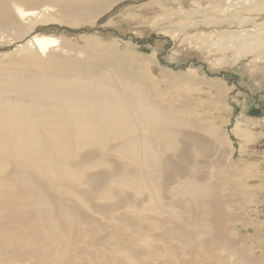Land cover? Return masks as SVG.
Instances as JSON below:
<instances>
[{"label":"rangeland","instance_id":"374dc122","mask_svg":"<svg viewBox=\"0 0 264 264\" xmlns=\"http://www.w3.org/2000/svg\"><path fill=\"white\" fill-rule=\"evenodd\" d=\"M142 1L143 0L138 1V4L137 2L129 4L122 8L121 11L110 16L114 11L112 10V13L110 15L104 17L107 18L110 16V19H108L110 23L108 24V26H105L101 29L106 31L115 30L117 31V33H119L120 29L125 32V36L130 34H134L136 37L140 36V40L142 39L144 41H148L149 43H151V45H156L157 37H165L167 35L165 34V32H168L171 29L175 30L176 33L173 34L176 35V38H178L171 39L172 36L168 35L169 38L167 37L168 39L166 38V40L163 41L164 47L159 50L158 55H154L153 52L147 48H134L131 45L119 43L116 40L117 38H115L118 35L110 38H104L102 35L96 36V34L84 33L81 34V36L80 34H78V36L66 38L64 34L60 33L46 36L44 34H35L33 38H24L21 36L17 37L16 39H10L11 41H8V37H5L3 33L4 31L0 29V55L4 53V56H0V67H3L2 70L8 72H24L25 70L31 73L41 74L43 71L47 69L50 70L54 65H57V63L51 57L55 54H59V52L57 53L48 50V47L43 46V42H40V44H36L37 41L44 40L43 38L45 37L50 39V43H57L61 46L60 48L63 49L62 54L67 58V61H65L64 63V65L67 67L75 68L78 64H83L84 66H86V69H97L99 67L104 68L107 63H110L111 69H109L111 73H109V69L107 73L112 77H116L117 75L119 76V78L131 82V79L126 76H136L138 81L145 83V85L147 84L146 87L143 88V90H149L147 91V96L150 93L148 97L151 100L153 108L157 107L159 109H170L169 112L172 110L171 113L173 112L174 115L177 114L176 117H172L171 120L173 119L177 121L176 119H178V123L175 125V128L174 126H172L174 124H172L168 129H166V131L163 130L164 138L163 135L162 137H160V135L158 136V139L161 138L162 140H160L163 141V147L161 146V149L159 148L160 146L158 147V145H162V143H159L160 140H154L157 145L156 147L160 150L156 148L155 149L159 154L161 153L164 156H159V154L157 153V159L155 158L153 160L154 155H150L151 152H149L146 145L139 143L140 147L138 150H136L138 151V154L135 153L133 155L134 157H132L131 155V158L129 155H127L128 148H125L126 144L123 146L124 141H119L120 139L118 138L112 140H109L107 138L105 139L104 143H107L108 145L105 149L103 148L104 150L102 148H98V150L96 149L97 147L94 148L92 146L89 148V150L91 149V151H99L97 157L100 156V151H103L102 155L103 153L105 154V156L103 155V158L105 160L101 155V158L105 161H103V165L101 158L97 162H94V160H92V163L94 162L95 165H93L92 163L90 165L89 163L88 166H86L87 164L83 166L82 164H76L79 161V163H86L85 159L83 160L84 162L82 161V159H77L78 162L76 160V162L74 161L71 164L73 170L72 168L69 170L70 177L68 176L66 169L64 170V167H55L54 170L52 168L48 172L52 173V175L46 174L45 176L44 174V178L42 176H37L34 169L32 168L27 171L25 176L15 177L13 172L18 170V161L11 156V149L6 154H2L1 152L7 149L1 148L0 161H2L5 170L0 172L2 173L0 174V183L3 186L1 187L3 191H0V230L3 229L7 231V228H15V230H18L19 228L20 232L18 234L19 236L14 237L13 244L4 236H0V247L2 248V250H0L2 251L0 254V262L5 259L4 261H6L7 264H52V262L53 264H88L90 261L95 259V261H92L93 264L99 263L96 262V260H101V264H125V262L128 261L124 256L125 252L127 251L126 253H129L128 251L130 250L132 244H134L133 242H135L134 237H136V234L142 233L141 235H137L140 236V239L141 237L143 238L144 236H147L145 238H149V240L145 242L150 244L149 247L151 248L149 249L148 244H138L139 246L137 245L136 248L139 250L135 251V253L137 252L136 254L133 252L132 253L134 257L135 255L137 257H141V259L145 257V259L143 260L144 263L146 260L150 259V261H147L149 263L145 264H160V262L161 264H264V130L259 126H247L242 119L243 117L260 118L264 116V70L262 69L263 65H261L260 69H255L254 73H250L249 66L250 61L252 60V56H248L247 54L243 53V50H241V48L243 47L235 49L233 48V46L231 47L230 41L233 42L234 39L229 41L230 37H228L235 35L234 37L238 38L239 36L243 37L244 35H248L249 33H251V35L256 33L252 36V41L255 42V40L258 38V35H260L257 33L259 32L257 30L259 27L257 28L256 26L262 23V20L259 19V16L264 17V5L262 8L246 7L248 11H246L245 9H241L240 13H236L235 10H229L228 12H222L218 10V8L217 10H214V8L216 7L214 6L215 2L213 0H178L177 2L173 0H160V3H158L160 4V6L158 4H150L148 7L145 6L149 2ZM126 3L132 2L131 0H129L126 1ZM234 3L235 5H240V3H244V0H234ZM66 6L67 4L64 3L63 0H51L49 2V10L47 11L51 13L53 11L63 9ZM178 7H181L182 9ZM5 18L7 17H4L3 19ZM208 19H215L217 24L207 26L204 23ZM230 20L233 21L231 22ZM108 21L102 22L103 24H100L99 26L105 25L104 23ZM3 22L4 21L0 19V23ZM263 25H260L261 28L259 30H264ZM99 26L97 24L96 28ZM67 27L69 28L68 25ZM223 31L225 32L222 33ZM93 36L100 37L102 41L100 42V44L102 43L100 46L89 45L82 39H85L86 37H88V39H91L89 37ZM129 39L130 36L127 37V40L125 39L124 41H129ZM179 39H182L183 42L180 43ZM23 40L29 42L28 45L29 47H31L30 50H35L37 54V62L25 59L23 51L24 44L20 43ZM115 41L117 42V44L115 43ZM234 42H239V39L234 40ZM253 42H248L251 45V48L254 47ZM249 44L248 46L250 47ZM110 45H114L116 47V52L113 55L108 56L105 54V48L111 47ZM238 49H240L241 51ZM169 53H179V56H181V58H184L188 61L191 60V58H200L202 62L207 64L212 63L214 65V68L216 67L213 72H226V80L221 79L222 81H216L218 78H214V76L211 75H203V77H205V80H202L207 84H214V82H218L225 83L227 85H234L235 88L238 87L239 91L247 94L246 96H244L246 99V104L243 103V97L238 98L237 100L232 99L228 102L218 100V103L215 98L216 96L213 95L212 91H205V89L203 90L201 88L193 86L190 83H185L184 79L187 78V76H190V73L185 70V67L181 68L180 70L176 69V65L169 64L165 60V57H167ZM195 53L197 54L194 55ZM235 53H241V55L238 54L235 57ZM262 53L264 52H260L257 55L260 56ZM135 56H137V58ZM94 57L98 58L97 64L92 63V59ZM234 57L236 58L235 60ZM143 58H155L160 65L164 66L167 69L170 77L174 79H163L162 76L158 75L159 73L157 71L150 70L149 67H146L143 64ZM216 63H219V65L221 66L217 65ZM113 73H115L116 75H113ZM157 75L159 76V78ZM178 77L181 80L175 79ZM8 92L9 91H6V89L3 91V99L8 100V98L12 99L16 97L21 98L22 101L31 99L27 96H23V94L16 89L12 90L15 96L14 94ZM122 92L126 91L122 89ZM164 111L158 110V113L163 114ZM199 115L203 116V119H201ZM179 120H181V122L186 121V123L189 124H181L179 123ZM236 124L241 125L236 128ZM194 125L195 128L191 130V128L189 127H193ZM214 128L217 130H215ZM169 129L173 133L167 131ZM137 131L138 129H132L131 134L130 117V123L125 128V132L128 134V139L134 140L131 138ZM215 132H217V134H213ZM218 133L220 135H224V138H219ZM211 135H213L214 137ZM4 139V136L0 135V141L3 142ZM163 139H165V141ZM170 145H173V147L171 146V149L168 148L170 147ZM164 146L167 147V149ZM118 147L121 150H123L124 148V151L120 152V149ZM164 148L168 152L165 151ZM118 151L120 160L118 159ZM189 153H191L193 157ZM126 155L127 157H130L128 158L129 161L126 158ZM76 156L78 158L79 154H75L73 158L76 159ZM121 157H123L124 159H121ZM145 157L147 159H145ZM135 158L140 162V168H142V164L144 165V167L147 166L146 170L149 169L150 171L151 169L150 172H152V170L154 169L153 173H149V171L145 172L149 178L144 173V167V171L143 169L140 170V168L138 167L139 163H137V160ZM159 158L161 159V163L159 161ZM97 159L98 158H96L95 161ZM121 160L123 163L125 162L124 165H122V162H120ZM147 160L150 162H147ZM115 161H117V163ZM152 162L155 165L151 164ZM155 162L158 163L156 164ZM38 166L39 164L36 162L35 167ZM79 166L82 167L80 168ZM124 166L126 170L130 167L128 170H130L133 175L129 176V174L131 173L128 170H124ZM155 167L157 169V173L155 171ZM118 168L123 170L121 172L119 171V173H121L120 177L124 178L126 176L128 185H124V181L118 178L119 176L116 177L118 174L116 173V169ZM95 170L98 173H101L98 174ZM112 170H114L115 172ZM141 171L144 174L141 173ZM158 171L160 172V177L158 176ZM74 173L76 179L74 177ZM94 173L98 175L99 178L96 179L97 182L95 181L96 185H94L96 187L94 186L89 189L87 187L88 185H86L87 181H85L86 184L83 183V185H85L86 187L84 188L82 186L84 175H89V177H91ZM122 174L125 176H123ZM140 176L141 178H143V180L141 179V181H139ZM89 177L87 178V180L89 179ZM131 177L134 178L133 181ZM146 177L150 179V182H152L153 185ZM64 178H67V180L69 179V181L71 180L72 182H65L66 179ZM212 179L214 182L212 181ZM74 180H77L76 184ZM145 180H148L147 182H149V184H146ZM216 180H218V182H215ZM101 181H106L105 183L110 184H107L105 187H103L100 186ZM158 181H160L159 184L161 185H157ZM183 181L185 183H182ZM212 183L215 184L212 185ZM51 184L54 185V187ZM62 184L64 187L62 186ZM48 185V188L52 187V190L53 188L56 189L55 187L57 185V190L51 191L50 189L49 193L50 191L51 193H46V191H48L46 190ZM73 185L75 187H77L78 185L81 186H78L74 189ZM215 185L217 186L215 187ZM176 186L181 187L180 189L183 190H179L180 192L174 196L171 191L173 190V188H177ZM199 187L201 188V190ZM67 188H70V190H67ZM112 188L114 190H112ZM41 189L42 191L45 190L43 192L48 194L47 198L49 197V201L51 200L52 207L49 206L51 203L48 200H43L41 205L39 207L37 206L36 209L32 207L28 208V205L31 206V204L34 202L32 198L38 196L41 192ZM86 189H89V192L91 193L86 192ZM194 189L198 191L197 194H195L196 191ZM199 191H201V193ZM8 192L10 193V196ZM52 192L54 193L52 194ZM152 194L155 195L152 196ZM159 194H161V196ZM183 194L184 196L185 194H188L190 198H188L187 200L188 195L184 197ZM66 196L70 197V201ZM181 196L186 201L181 200ZM179 197L180 199L178 200ZM193 198H196V201ZM58 199H60L61 203L57 201ZM192 199L195 202L192 201ZM114 200H116V202ZM120 200L122 201V203ZM177 200L178 202H175ZM189 200H191L190 203H188ZM47 201L50 204L47 203ZM3 202L5 205H8V209H10L9 212H6L5 209H7V207L3 204ZM167 202L176 203H173L175 205V208L173 204L170 205V203L167 204ZM181 202H183V206H181ZM185 202H187V204ZM45 203L47 204L45 205ZM141 203L142 206L140 207ZM151 203L155 204L152 205ZM43 204L45 205V207ZM131 204L135 208L132 207L134 210H131V214L129 215L130 217L127 218L128 215H125L126 217L119 216V213H121V209L128 205L131 206ZM150 205H152L151 208ZM75 206L77 208H74ZM147 206L150 209H148ZM171 206H173V210L175 209L173 211L174 213L172 212V208L170 211ZM46 207L48 208L46 209ZM146 208L147 210H145ZM180 208H183V211ZM152 209H155V214L161 212L159 213L160 217L158 215L154 217L155 214L153 213ZM158 209H160V211ZM48 210H50L51 213L49 212L47 214L46 211ZM137 210L144 216H146V218L136 217L134 215V212L136 213ZM66 211H69L68 214ZM147 211L149 213H147ZM10 212L11 214H9ZM5 213H7V215H5ZM43 213L46 214L44 215ZM62 213H64L65 215H69L67 218L70 219V221L72 220V222L67 224V221H70L68 219L66 220L65 218L67 215L64 216V214ZM72 213L75 217H73ZM162 213L164 215H162ZM205 213L210 214L208 216H205ZM150 214L153 216V218H157L158 220H153V218H150ZM161 215L163 219L161 218ZM14 216L18 217L14 218ZM70 216L73 218L71 219ZM93 218L95 221L92 220ZM86 219H88L87 221H89L90 219L92 221L90 220L88 224L84 222V226L83 221H86ZM106 219L108 221L114 219L115 222L111 223L113 221L108 222ZM148 219H152V222ZM75 220L77 221V223ZM26 221L29 222V224L26 223ZM63 221L65 223H63ZM119 221L120 226L118 223ZM72 223L75 225H71ZM89 223H91L90 226ZM93 223L94 225H92ZM121 223L127 228L121 227ZM64 224L65 227L63 226ZM133 224H136L135 227H138L140 231L137 230L138 228L136 229L134 226H132ZM25 225H27L26 231L24 230ZM28 225H30V227H28ZM31 226H33L34 228ZM132 227H134L133 229H136L134 231H138L135 236L133 234L134 237H132ZM32 228L35 229L34 232ZM60 228H62V231H58ZM81 228L82 230L85 229L84 231L86 232H82ZM116 228L120 229L121 231L117 229L119 233L113 232V229L116 231ZM79 229L80 233L78 232ZM126 229L129 231H125ZM31 232H33L34 234H31ZM111 232H113L115 235L119 234L118 238H120V240L117 238V236H115L116 238L110 239L111 236L114 237L113 233L110 235ZM130 233L131 235L128 237L127 235ZM76 234L77 237H75ZM78 234L79 237L83 236L84 238H88L85 236V234L91 237L87 240L83 238V241H85L84 243L82 241V238L79 239ZM120 234L124 235L123 238ZM125 234L127 235L125 236ZM21 236H23V238H21ZM156 237L158 241L161 240L163 243H166V245H159L161 243H159L157 239H155ZM89 239H94L96 246H98L99 242H105V240H110L111 243L113 241V243L115 242L116 244L110 243L111 246L107 245L105 246L106 249L102 250V244L104 243L96 248L95 244L93 245L94 241H90L91 245L95 247L94 249L92 248L93 246L89 248L90 243L87 242L89 241ZM116 239L118 241L122 240L123 242L130 240V244L129 242H126L128 248L126 249V246L122 247L126 244H122V242H120V244L118 243V241H115ZM165 239L168 241H166ZM96 240H98L97 243ZM168 242L171 244L170 247L167 245ZM19 245L25 247L24 249L27 248L28 250H20ZM46 245H48L47 249ZM114 245L115 247H113ZM128 245H130V248ZM143 245H147V247L145 248L146 251L143 248ZM157 246L160 248L162 247V249L157 248ZM167 246L169 247V249ZM171 246L176 247H174L173 250V247ZM43 247H45V250L43 249ZM112 247L115 250H113ZM132 247H135V245H133ZM154 247H156L157 249ZM164 247H167L168 250ZM82 248L84 249V251L81 250ZM153 248L155 250H153ZM85 249L93 252V254L90 255L93 259H91L90 261L88 260V257H86L87 255L85 256L86 258L83 256L80 257L79 255V257H77L78 252L79 254L80 251L83 253L85 252ZM159 249L162 253L163 251L167 250L171 255L165 252L167 256L166 254H161V257L157 258L158 256H160L156 252L159 251ZM122 250L125 252L122 253ZM95 251H99V254L97 255V252ZM140 251L143 252V255H139ZM149 251L152 255H150V253L148 254ZM75 252L77 253L75 254ZM144 253L146 254V256ZM147 254L149 255V258ZM98 257L103 259H99ZM166 257H170L168 258L169 260ZM139 259H133L134 261L130 260L131 264L133 262L139 263V261L141 260ZM183 259L184 263H181V260ZM211 259H213V261ZM14 260H16V262ZM39 260H41V262ZM83 261L85 263H83ZM143 261L141 260L140 264H143ZM6 262L0 264H4ZM92 263L90 262L89 264Z\"/></svg>","mask_w":264,"mask_h":264},{"label":"bare ground","instance_id":"6f19581e","mask_svg":"<svg viewBox=\"0 0 264 264\" xmlns=\"http://www.w3.org/2000/svg\"><path fill=\"white\" fill-rule=\"evenodd\" d=\"M50 1L51 0H0V19H2L4 21L3 23H0V29L2 31H4L3 32L4 36L8 37V41H11L10 39H16L17 37H21V36L24 37V38H30V37L33 38L35 34H37V35L44 34L46 36V35H52V34L60 33V34H64L66 36V38H68V37L72 38L73 36H78V34H80V36H81V34H84V33H90V34L92 33V34H96V36H99V35L101 36L102 35L104 38H110V37L118 35L117 37H115V38H117L116 39L117 42L131 45L134 48H142V49L147 48V49H150L153 52L154 55H158L159 50L164 47V42L163 41L166 40L167 37L169 38L168 35L172 36V38L170 37L171 39H177L178 38V37L176 38V35L173 34V33H176L175 30L171 29L168 32H165V34H167L165 37H162V38L161 37H157L156 38L157 39L156 45H151V43H149L148 41H144L142 39L140 40V38H139L140 36L136 37L134 34H130V35L125 36L126 35L125 32L123 30H120V29H119V33H117V31H115V30L106 31V30L101 29V28H104L105 26H108V24L110 23V21H108V19H110L109 17L114 15V14H116L117 12L121 11L122 10V7H121L122 5L124 6L125 4H128V5L130 4V3H126V1H129V0H63L64 3L67 4L66 7H64L63 9L56 10V11H53V12L49 13L47 10H49L48 8H49V2ZM138 1H140V0H131V2H132L131 4H133L134 2H137V4H138ZM173 1L177 2L178 0H173ZM213 1L215 2L214 6L216 7V8H214V10H217V8H218V10H220L222 12H228L229 10H232V11L235 10L236 13L237 12L240 13L241 9H245L246 11H248L246 9V7H250V8L260 7V8H262L263 5H264V0H244L245 5H244V3H240V5H235L234 0H213ZM236 1H238V0H236ZM142 2H149L145 6V7H148L150 4L154 5V4L160 3V0H143ZM193 3H195V2H193ZM158 5L160 6V4H158ZM178 8H181V7H178ZM112 10H114L113 13H112ZM108 15H110V16L107 17V18H104V17H106ZM4 17H7V18L3 19ZM259 19L262 20V23H260L257 26L254 25L257 28L259 27L257 29L259 32H257V31L256 32L258 34H260V35H258V38L256 37L258 40L254 39L255 42L252 41L253 40L252 36L254 34H256V33H254L252 35H251V33H249L248 35H244L245 37L244 36L243 37H241V36L238 37L237 36L238 38L234 37L235 35L234 36H228V37H230L229 41L233 40V39L234 40H238L239 39V42H234V40H233V42L230 41V43H231L230 46L231 47L233 46L234 49L243 47V48H241V50H243V53L247 54L248 56L249 55L252 56V60L250 61V66H249L250 73H254L255 69H260L261 65H263L262 69L264 70V53H262L260 56L257 55L260 52H264V30L263 31L259 30L261 28L260 25L264 24V17L259 16ZM105 21H108V22L104 23L105 25L99 26L100 24H103L102 22H105ZM230 21L232 22L233 20H230ZM224 23H226V22H224ZM234 23H236V22H234ZM97 24H98L99 27L96 28ZM204 24H206L207 26H210V25L217 24V22H216L215 19H212V20L208 19V20L205 21ZM67 25L69 26V28L67 27ZM91 28H94V29H91ZM224 32L225 31H223L222 33H224ZM129 36H130L129 41H124L125 39L127 40V37H129ZM89 38H91V39H88V37H86L85 39L84 38H82V39L89 45H96V46L99 45L100 46L102 44V43L100 44V42H102L100 37H94L93 36V37H89ZM43 39L44 40L37 41L36 44H40V42H43V46L48 47V50H51V51L57 52V53L59 52V54H55L54 56L51 57L57 63V65H54L50 70L47 69V70L43 71L41 74H37V73H31V72H28V71H25V70H24V72H8V71H5V70H2L3 67H0V135L4 136V138H5L3 142L0 141V149L1 148H6L7 149V150L4 149L5 151L1 152L2 154H6L11 149L12 150L11 156L14 157L18 161V164H17L18 165V170L13 172L14 176L15 177H23V176H25L27 171L32 168V169H34L35 174L37 176H40V177L42 176L43 177L44 174H45V176H46V174L47 175L48 174L52 175V173H48V172L52 168L54 170L55 167H60V168L64 167V170L66 169V172L68 173V176H69V170L72 168L71 164L74 161L76 162L77 159H82V161L85 159L86 163H82V162L79 163L80 161L78 162V160H77L78 163H76V164H79V165L82 164V166L86 165V164H87L86 166H88L89 163L91 165L92 160H94V162H97L98 160H100L103 151L102 152L100 151V156L97 157L98 156L97 154H99L98 153L99 152L98 148H102V149L106 148V146L108 144L104 143V141L107 138L109 140L118 138V139H120L119 141H121V140L124 141L123 142L124 144L122 143L123 146L126 144L125 148L126 147L128 148V153L126 151L125 152L130 157H131V155H132V157H134L133 155L135 153L138 154V151H136V150H138L139 147H140L139 143L146 145V147L149 150V152H151L150 155H154L153 160L156 157H158V156H156L157 153H158L156 149H159V148L161 149L163 147V141H161L162 140L161 138L158 139V136L160 135V137H162V135H163V138H164L163 130L166 131V129H168L170 127V125H172V124H174L172 126H174V128H175V125L178 123L177 122L178 119H176L177 121H175L173 119L171 120V118L172 117L175 118L177 114L174 115L173 112L171 113L172 110L169 112L170 109L169 110L168 109H159L157 107L153 108L151 100L148 97L150 93L147 96V93H148L147 91H149V90H147V91L143 90V88L146 87L147 84L145 85V83H143L141 81H138L136 76H134V75H132L131 77L130 76H126V77L131 79V82H128L127 80H123V79L119 78V76H117L115 73H113V75H116V77H112L110 74L107 73L108 69L109 68L111 69L110 63H107L104 66V68L99 67L97 69H86L85 68L86 66H84L83 64H78L75 68L67 67V66L64 65L65 61H67V58L64 57V55L62 54L63 53V49L60 48L61 46L59 44H57V43H50V39H48V38L44 37ZM179 40H180L179 41L180 43L183 42L182 39H179ZM117 42L115 41L116 44H117ZM248 42H253L254 43V47L251 48V45ZM20 43L24 44L23 45V48H24L23 51H24L25 59L33 61V62H37V54H36L34 49L30 50L31 47H29V45H28L29 42L23 40ZM247 43L250 45V47L248 46ZM110 46L111 47H109V48H105V50H106L105 54L108 55V56L109 55H113L116 52V47L114 45H110ZM210 49H212V48H210ZM224 49H226V48H224ZM238 50H240V49H238ZM196 54L197 53H195L194 55H196ZM238 54L241 55V53H237L235 55V57ZM179 55H180L179 53H169V55H167V57H165V60L171 65H176L177 66L176 69H180L181 70V68L185 67V70L190 73V76H187V78L184 79L185 83H187V84L190 83L193 86H196L197 88H201L203 90L205 89V91H207V90L208 91H212L213 95L216 96V97L215 96L214 97L216 98L217 102H218V100L224 101V102H228V101H230L232 99L233 100H235V99L237 100L238 98L243 97L244 98L243 103L246 104V99H245L244 96H246L247 94L246 93H242V91H239L238 87L235 88L234 85H227L225 83H218V82H214V84L213 83L207 84V83H204L205 81L202 80V79L205 78V77H203V75H206V76L207 75L208 76L211 75V76H214V78L217 77L218 79L216 81H222L221 79L226 80L227 79L226 78V74H225L226 72H224V71L213 72L216 69V67L214 68V65L212 63L211 64L208 63L209 64L208 65L207 63L202 62L200 58H191V60L188 61V60H185L184 58H181V56H179ZM0 56H4V53H2V55H0ZM135 57L137 58V56H135ZM235 57H234V60L236 59ZM92 63L97 64L98 63V58L94 57L92 59ZM221 63H223V62H221ZM143 64L146 67H149L150 70L157 71L159 73L158 75L162 76L163 79H168V78H169V80L174 79V78L170 77V74H169V72H167V69L164 66L160 65L159 62L155 58H152V59L143 58ZM217 65H219V63ZM219 66H221V65H219ZM110 69H109V73H111ZM251 75H253V74H251ZM159 76H158V78H159ZM175 79L176 80L177 79L181 80L179 77L175 78ZM259 84H260V82H259ZM5 89H6V91H9L8 93H12V94H14L12 92V90L16 89L17 91L21 92L23 94V96H27V97H29L31 99H28L27 101H22V99L19 98V97L12 98V99L8 98V100L7 99H3L2 93H3V91ZM122 89L125 90L126 92H122ZM252 90H254V89H252ZM14 96H15V94H14ZM200 97H201V95H200ZM3 100H5V101H3ZM158 110H161V111L165 110V111L163 112V114L162 113L159 114ZM130 117H131V134H132V129L133 130L138 129V131L134 135L135 137L133 136L131 138V139H134V140H129L128 139V134L125 132V128L130 123ZM200 117H201V119H203L202 118L203 116H200ZM177 118H179V117H177ZM242 119H243V121L245 122V124L247 126H252V127L253 126L254 127L255 126H259L260 128H262L264 130V116H262L260 118L243 117ZM184 120H185V118H184ZM179 121H180L179 123H181V124H189V123H186V121H182V122H181V120H179ZM239 125H241V124H239ZM239 125L236 124L235 125L236 128H238ZM183 126H185V125H183ZM189 128H191V130H193L195 128V125L193 127H189ZM245 128H247V127H245ZM170 129L167 130V131H170ZM186 129H187V127H186ZM195 130H197V129H195ZM215 130H217V129H215ZM171 132L172 131H170V133ZM196 132H200V131H196ZM176 133H178V132H176ZM179 134H180V131H179ZM203 134H206V133H203ZM209 134H210V132H209ZM213 134H217V132H215ZM211 136H213V135H211ZM236 136H237V133H236ZM170 137H172V136H170ZM121 138H123V139H121ZM219 138H224V135H220L219 134ZM127 139H128V141H127ZM156 139L157 140L161 139L159 141V143H162V145L161 144L158 145V147L160 146L159 148L156 147L157 145L154 142V140L157 141ZM163 140L165 141V139H163ZM125 141H126V143H125ZM99 143H102V144H99ZM91 146L94 147V148L97 147L96 149H98V150L97 151H94V150L91 151V149L89 150V148ZM171 146L173 147V145H170V147H168V148L171 149ZM165 148L167 149V147H165ZM166 149H165V151H167ZM119 151L120 152L124 151V148H123V150L120 149ZM119 151H118V159L120 158ZM162 151H163V149H162ZM186 153H184V154H186ZM75 154H79V157L77 158V156H76V159L73 158L75 156ZM160 154H159V156L163 155V154H161V155ZM189 154H191V153H189ZM103 155L105 156L104 153H103ZM103 155H102V158L104 157ZM127 155H126V158L128 160V158H130V157H127ZM191 156H192V154H191ZM96 158H98V159L95 161ZM126 158H125V161H126ZM160 158H159V161L161 163V159ZM103 159L101 160L102 161V165H103V161L105 160V159L104 160ZM106 159H107V157H106ZM121 159H124V158L121 157ZM145 159H147V158L145 157ZM151 159H152V156H151ZM195 161H196V159H195ZM36 162L39 164L38 167H35L36 166ZM94 162L92 163L93 165H95ZM115 162L117 163V161H115ZM120 162H122V160ZM147 162H150V161L147 160ZM124 163L122 162V165H124ZM137 163H139L138 167L140 168V162L138 160H137ZM155 163L157 164L158 162H155ZM151 164H154V163L152 162ZM115 165H118V164H115ZM115 165H114V167H115ZM141 166H142V168H140V170L143 169V171H144V168H145L144 173L149 171V169L146 170L147 166L144 167V165H142V164H141ZM156 167H155V169H156ZM166 167H168V166H166ZM83 169H84V167H83ZM100 169H102V168H100ZM194 169H192V170H194ZM4 170H5L4 165H3L2 161H0V172H2ZM72 170H73V168H72ZM104 170H106V169H104ZM124 170H126L125 166H124ZM153 170H152V172H150L151 171V169H150L149 173H153L154 172ZM112 171H114V170H112ZM116 171H117L116 173H118L116 177L119 176L118 178H120V179H122L124 181V185H128L127 180H126V176L122 174L125 177L124 178L120 177L121 173H119V171L121 172L123 170L118 168V169H116ZM128 171L130 172V170H128ZM155 171L157 173V169ZM95 173L91 177H89V175L88 176L84 175V177H83L84 180L82 181V186L84 188L86 187L85 185H83V183H85V181H87V184L86 183L85 184L88 185L87 187L89 189L96 185L95 181H96V179H99V178H98V175H96ZM99 173H101V172H99ZM141 173H143V172L141 171ZM141 173H140V175H141ZM0 174H2V173H0ZM143 174H142V176H143ZM155 174H152V175H155ZM159 174H160V172L158 173V176H159ZM130 175H133V174L131 173V174H129V176ZM145 175L147 176L146 173H145ZM85 176H87V177H85ZM215 176H216V174H215ZM66 177H67V175H66ZM74 177H75V173H74ZM88 177H89V179L87 180ZM79 178H81V177H79ZM131 178H132V181H133L134 178L133 177H131ZM64 179H66L65 182L66 181H68V182L71 181V180L69 181V179L67 180V178H64ZM75 179H76V177H75ZM141 179L143 180V178H141V176H140V180L139 181H141ZM148 180L150 182V179H148ZM148 180H145L146 184L147 183L149 184V182H147ZM76 181H75V184H76ZM160 181H158L157 185H161V184H159ZM212 181H213V179H212ZM105 182L101 181L100 186L105 187L108 184V183H105ZM215 182H218V180H216ZM150 183L152 184V182H150ZM182 183H185V182L183 181ZM213 184H215V183H212V185ZM59 185H61V184H59ZM198 185H196V186H198ZM52 186L54 187V185H52ZM62 186H63V184H62ZM181 186H183V185H181ZM216 186L217 185H215V187ZM1 187H3L2 184L0 185V191L2 192L3 189ZM48 187H49V185L47 186V188ZM66 187H67V184H66ZM77 187L74 186V189L77 188ZM173 187H175V186H173ZM219 187H220V184H219ZM47 188H46V190H48V191H46V193L47 192L49 193V190L52 187L48 188V189ZM55 188L56 189L53 188V190L51 189V191L57 190V185H56ZM58 188H60V187H58ZM70 188H67V190L68 189L70 190ZM180 188L181 187H177V188H173V190L172 189H170V190H172L171 192L175 196L176 194H178L180 192L179 190H181V191L183 190V189H180ZM207 188H208V186H207ZM89 189L88 190L86 189L87 190L86 192L91 193V192H89ZM114 189H115V187H114ZM114 189L112 188V190H114ZM209 189H210V187H209ZM64 190H66V189H64ZM194 190L196 191V189H194ZM197 190H199V189H197ZM200 190H201V188H200ZM205 190H207V189H205ZM43 191H45V190H43ZM43 191L41 189V192L39 193V195L34 197V198H32V200H34V202L31 204V206L28 205V208L32 207V208L36 209L37 206L39 207L41 205L43 200H48L49 201V197L47 198L48 194L44 193ZM51 191H50V193H51ZM109 191H107V192H109ZM55 192H57V191H55ZM197 192L198 191H196V193L195 192L194 193L197 194ZM199 192L201 193V191H199ZM53 193L54 192H52V194ZM146 193H143V194H146ZM153 195H155V194H152V196ZM159 195L161 196V194H159ZM186 195H188V194H185V196L183 194L184 197H186ZM9 196H10V193H9ZM51 196H53V195H51ZM55 196H56V194H55ZM55 196H53V197H55ZM57 197H58V195H57ZM188 198H190L189 195L187 196V200H188ZM1 199H2V197H1ZM67 199H69V201H70V197H67ZM179 199H180V197L178 198V200ZM193 199L196 201V198H193ZM193 199H192V201H194ZM178 200L175 201V202H178ZM181 200H185V199L181 196ZM197 200H198V195H197ZM48 201H47V203L50 202L51 204L49 203L50 204L49 206L52 207L51 200L49 202ZM57 201L60 202V199H58ZM114 201L116 202V200H114ZM190 201L191 200H189V202L188 201L187 202L190 203ZM8 202H11V201H8ZM187 202H185V203L187 204ZM47 203H45V205ZM66 203H67V200H66ZM121 203H122V201H121ZM148 203H150V202H148ZM169 203H170V205H172L174 202H169ZM169 203L167 202V204H169ZM182 203L183 202H181V206L184 205ZM1 204H2V201H1ZM3 204H4V202H3ZM6 204H8V203H6ZM127 204H130V203H127ZM151 204L153 205L155 203H151ZM174 204H176V203H174ZM174 204H173V206L175 208ZM191 204H192V202H191ZM45 205H44V207H45ZM152 205H150V208H151ZM5 206L7 207V209H5L6 212H9L10 209H8L9 208L8 205H5ZM141 206H142V203H141L140 207ZM173 206L170 207V211H171V208ZM188 206H189V204H188ZM188 206H186V207H188ZM6 207H4V208H6ZM132 207L135 208L132 204H131V206L128 205V206L123 207L121 209V213H119L120 214L119 216L128 215L127 218H129L130 217L129 215L131 214L130 213L131 210H134ZM47 208L48 207H46V209ZM63 208H66V207H63ZM74 208H77V207L75 206ZM147 208L150 209L148 206H147ZM147 208L145 210H147ZM162 208H163V206H162ZM180 209H182V211H183V208H180ZM158 210L160 211V209H158ZM174 210L172 208V212ZM154 211H155V209L153 210V213H154ZM49 212L51 213L50 210L46 211L47 214ZM66 212L68 214L69 211H66ZM179 212H181V211H179ZM46 213H43V214L45 215ZM147 213H149V212L147 211ZM159 213H161V212H159ZM159 213L158 214L154 213L155 214V215L153 214L154 217L157 216V215L160 217ZM164 213H167V212H164ZM9 214H11V212ZM23 214H25V213H23ZM62 214H64V213H62ZM80 214H82V213H80ZM209 214L205 213V216H208ZM5 215H7V213H5ZM12 215H13V212H12ZM21 215H22V213H21ZM40 215H41V213H40ZM66 215L64 214V216H66ZM72 215H73V213H72ZM75 215H77V214H75ZM134 215L136 217L146 218V216H144L138 210L136 211V213L134 212ZM162 215H164V214L162 213ZM162 215H161V218L163 219ZM68 216L69 215L66 216V218H65L66 220L68 219L67 218ZM151 216L152 215L150 214V218H153V216L152 217ZM173 216H174V214H173ZM16 217H18V216H16ZM16 217L14 216V218H16ZM45 217H47V216H45ZM73 217H75V216L73 215ZM73 217L70 216L71 219ZM147 217H149V216H147ZM48 218H49V216H48ZM17 219H15V220H17ZM65 219H64V221H65ZM107 219H108V217H107ZM155 219H157V218H153V220H155ZM216 219H218V218H216ZM68 220L70 221V219H68ZM76 220H78V219H76ZM83 220H85V219H83ZM87 220L88 219H86V221H83V225L85 224L84 222H86L88 224V222H90L91 219L89 221H87ZM92 220H94V218ZM148 220L151 221L152 219H148ZM64 221H63V223H65ZM111 221H113V222H111ZM172 221H173V219H172ZM71 222H72V220L70 222L67 221V224L71 223ZM108 222L114 223L115 220L111 219ZM26 223L29 224V222H27V221H26ZM76 223H77V221H76ZM116 223H117V221H116ZM118 223H119V226H120V221ZM90 224L91 223H89V226H90ZM71 225H75V224L72 223ZM92 225H94V223ZM122 225H121V227H125L124 225L123 226ZM135 225L133 224L132 226L135 227ZM22 226H24V225H22ZM63 226L65 227V224ZM28 227H30V225H28ZM31 227H33V226H31ZM68 227H69V225H68ZM73 227H75V226H73ZM134 227H132V229ZM26 228H27V225H25V229H24L25 231L27 230ZM82 228H81V231L82 232H86V231H84L85 229L82 230ZM125 228H127V227H125ZM135 228L137 229L138 227H135ZM12 229H8L7 228V231H5L3 229L0 230V236H4L6 239L11 241L12 244H13L14 237L15 236H19L18 234H19L20 231H19V228H18V230H15V228L13 230ZM61 229L62 228H60L58 231H62ZM114 229H113V232L119 233L118 230L121 231L118 228H116V231ZM136 229H133L132 237H134L135 234L138 231H140L139 228L137 229L138 230L137 232L134 231ZM24 230H22V231H24ZM34 230L35 229H33V232H34ZM164 230H166V229H164ZM125 231H129V230L126 229ZM29 232H30V230H29ZM33 232H31V234H34ZM78 232L80 233V229L78 230ZM78 232H76V233H78ZM113 232H111L110 235ZM133 234H134V236H133ZM137 234H136V237L139 238L140 236H138V235H141L142 233L138 234V235ZM113 235H114V237L111 236V238L110 237L109 238L110 239L116 238L115 236H117V238H118L119 234L115 235L113 233ZM120 235H122V234H120ZM126 235L127 234H125V236ZM130 235H131V233L128 234L127 236L129 237ZM85 236L88 237V238L91 237V236L89 237V235H86V234H85ZM123 236L124 235H122V238H123ZM75 237H77V234H76ZM78 237H79V234H78ZM136 237H134V241L135 242H133L134 244H132V246L135 245V247L131 246V248H132L131 249L130 245H128L130 250H131V251L130 250L128 251L129 253H126L127 251L125 252V251L122 250V253L125 252L124 256H125L126 260H128L127 262H125V264L126 263L127 264L128 263L131 264V261L133 259L134 260H137L139 258L141 259V257H137L136 255L134 257L133 253H135L136 250H139V249L136 248L138 244H142V243L148 244V243L145 242V241L149 240V238L148 239L145 238L147 236H144L143 238L141 237V239L140 238L138 239ZM21 238H23V236H21ZM80 238H82V241H83L84 237L82 236V237H79V239ZM88 238H84V239L87 240ZM161 238H163V237H161ZM118 239L120 240V238H118ZM155 239H157V237ZM166 239H167V237H166ZM90 241H94L93 245L95 244V240L94 239L93 240L89 239V241H87V242L90 243ZM115 241H118V240L116 239ZM157 241H158V239H157ZM166 241H168V240H166ZM11 242H9V243H11ZM83 242L85 243V241H83ZM87 242H86V244H87ZM97 242H98V240H96V243ZM120 242H122V244H126V245L122 246V247L126 246V249L128 248L127 247V243L129 242V244H130V240L129 241L127 240L125 242H123L122 240L118 241V243H120ZM152 242H153V240H152ZM158 242L161 243V244H159ZM158 242L157 243L159 245H161V246H163L162 244L166 245V243H163L161 240L158 241ZM102 243H104V244H102ZM110 243H111L110 240L109 241L105 240V242L101 241V243L99 242L98 246H96V244H95V246H96V248H98L99 245L101 246V244H102V246H103L102 250H104V249H106L105 246H107V245L111 246ZM112 243H113V241H112ZM168 243H167V245L170 247L171 244L170 243L168 244ZM113 244H116V243L114 242ZM89 245H90L89 248L91 246H93V245H91V243ZM143 246H144L143 247L144 249L147 247V245L146 246L143 245ZM149 246H150V244H148V247ZM176 246H171V247H173V250H174V247H176ZM213 246H214V244H213ZM87 247H88V245H87ZM113 247H115V245ZM113 247H112V249H113ZM167 247H164V248L167 249ZM169 247H168V249H169ZM13 248H15V247H13ZM24 248L25 247L20 246V250L21 249L23 250ZM44 248L45 247H43V249ZM47 248H48V245H46V249ZM92 248L95 249L94 246ZM100 248H102V247H100ZM150 248L151 247H149V249ZM154 248H156V247H154ZM154 248H153V250H155ZM157 248H160V247L157 246ZM26 249H24V250L26 251ZM88 249L87 250L85 249V252H83L84 254L80 251L81 255L78 252L77 257H79V256L80 257L81 256L85 257L87 255L86 257H88L89 261L91 259H93L90 256L91 254H93V252H90ZM160 249H162V247ZM160 249H159V251H156L160 255V256H158V254H157V256H158L157 258H160L161 254L164 255V254L168 253V251H167L168 249L166 251H163V253L160 252ZM0 250H2L1 247H0ZM49 250H50V248H49ZM51 250H52V248H51ZM81 250L84 251L83 248ZM113 250H115V249H113ZM108 251H109V249H108ZM145 251H146V249H145ZM150 251L148 252V254L150 253ZM235 251H236V249H235ZM1 252L2 251H0V254H1ZM48 252H50V251H48ZM95 252H97V255L99 254L98 253L99 251H95ZM76 253L77 252H75V254ZM140 253H142V254H140ZM140 253H139V255H143V252L140 251ZM23 254H25V253H23ZM150 255H152V254L150 253ZM169 255H171V254H169ZM28 256H31V255H28ZM145 256H146V254H145ZM166 256H167V254H166ZM162 257H164V256H162ZM82 258H79V259H82ZM148 258H149V255H148ZM168 258H170V257H168ZM10 259H12V258H10ZM75 259H77V258H75ZM99 259H103V258H99ZM144 259H145V257L143 259H141V260L143 261ZM167 259H165V260H167ZM4 260L1 261L0 263L6 262ZM148 260L150 261V259H148ZM148 260H146L145 263H149V262H147ZM211 260L213 261V259H211ZM14 261L16 262V260H14ZM39 261L41 262V260H39ZM92 261H95V259L92 260ZM92 261H90V262L92 263ZM140 261H139V263H137L136 261L135 262L137 264H140ZM96 262H99L101 264V260L100 261L96 260ZM105 262H107V261H105ZM30 263H32V262H30ZM33 263H35V262H33ZM83 263H85V262L83 261ZM136 263H134V264H136ZM142 263L145 264L144 261ZM181 263H184V259L181 260ZM4 264H7V262L4 263ZM21 264H23V263H21ZM52 264H53V262H52ZM119 264H122V263H119ZM160 264H161V262H160Z\"/></svg>","mask_w":264,"mask_h":264},{"label":"water","instance_id":"95a60500","mask_svg":"<svg viewBox=\"0 0 264 264\" xmlns=\"http://www.w3.org/2000/svg\"><path fill=\"white\" fill-rule=\"evenodd\" d=\"M130 4H131V3H130ZM126 5H128V4H125L124 6L122 5L121 7L124 8Z\"/></svg>","mask_w":264,"mask_h":264}]
</instances>
